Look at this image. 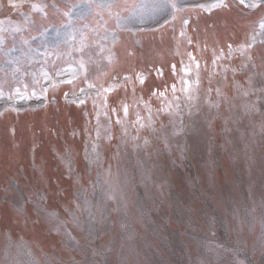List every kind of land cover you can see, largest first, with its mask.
Here are the masks:
<instances>
[{
	"label": "rangeland",
	"instance_id": "rangeland-1",
	"mask_svg": "<svg viewBox=\"0 0 264 264\" xmlns=\"http://www.w3.org/2000/svg\"><path fill=\"white\" fill-rule=\"evenodd\" d=\"M11 1L14 2L2 0L6 5L4 14L10 12ZM100 1L102 9L106 5L115 4L114 0ZM187 1L201 0L150 1L141 4L138 11H133L127 22L114 23V27L122 31H128L130 25L155 28L168 18L172 21L174 13ZM96 2H69V5L74 3V6L66 8L67 22L61 25L64 17L59 15L48 20L40 19L30 23V30L33 32L36 28L35 33L17 34L18 30L13 27L15 24H0V110L25 106L33 108L38 102L45 106L47 94L44 85L52 84L51 88L54 89L48 97L50 103L60 99L59 94L63 96L65 92H79L81 86L68 89L57 85V79L73 78L76 75V67L70 66L66 58L81 63L87 72L84 79L92 78L96 88H103L101 84L106 85L108 77L115 80L119 75L122 76L126 67L123 70L117 67L108 75V66L104 65L114 57L110 60L111 53L107 47L97 42L101 52L95 51L96 43L91 45L90 40H85L83 36L84 29L98 27L93 17L98 10L95 9ZM221 3L218 5L224 6ZM210 9V15L214 16L213 23L206 13L195 18L194 34L198 36L196 40L200 41L197 44L190 43L189 31L180 28L177 21L176 25L173 23L176 29L174 26L170 29L175 39L167 44L173 51L169 56L164 57L168 51H161L162 41L156 36L146 40L145 47L149 51L156 46L151 54L162 52V57L149 59L142 56L141 61L129 58L139 69L146 66L148 72L167 68L166 76L156 78L152 74L149 82L156 85L157 90L168 85L173 92L179 89L183 93L180 101L176 98L177 101L170 103L162 100L167 98L164 91L162 95L154 92L153 104L162 100L157 106L160 110H157L154 119L149 115L145 118L144 111L151 102L143 100L146 96L138 88L129 91L123 89L124 95L116 97L115 103L123 106L126 117H132L122 122H119L113 107L104 114V108L99 110L93 119L92 105L95 98L89 99V95L80 97L75 102L81 103L78 106L51 105L49 109L37 113H10L3 117L4 120L0 121V182L4 187L0 186V203L4 201L7 204H0V227L8 225L12 230L29 232L26 234L28 237H38L40 243L47 242L50 247H55L47 252H57L59 257L63 255L69 264L98 263L93 260L95 250L91 252L82 248L75 238L69 236L66 225L56 218L60 212L88 239H103L116 264H175L179 260L185 264H241L239 257L229 254L231 234L238 237L237 245L246 255L251 256L250 253L258 250L264 253V218H259L261 210H264V49L257 59L256 75L251 76L253 70L249 66L239 78L247 90L241 88V94L233 96L231 81L223 71L222 64L217 69L219 76L213 79L210 69L215 63L219 64V44H239L249 28L246 29L247 25L238 26V30L236 28L243 24L239 20L243 14L239 5L227 4L219 11L217 5H210ZM126 16L116 14V18L120 19ZM262 16L263 19L256 27L251 28L252 23L248 24L254 29V34H249L248 40L255 37L256 42L264 44V14ZM14 17L21 18L18 15ZM226 22L224 29L222 25ZM49 23L51 27H47ZM107 24L108 28H112L111 23ZM57 25H61L60 28ZM225 30H230L228 39L223 35ZM24 31L26 29H21V32ZM243 34L245 36L242 37ZM117 38L116 33L106 30L100 40L110 46ZM226 53L228 57L232 55V52ZM174 66L179 67V72L172 71ZM203 66L208 67V81L202 82L198 76ZM185 70H188L187 74ZM103 72L106 77L101 75ZM181 72L184 73L183 82L178 78ZM194 74L198 81H191L190 84L188 77ZM105 96L95 100L110 101L113 95ZM178 104L191 108L192 121L189 120L187 125V143L192 150L193 162L200 169L197 173L200 171L202 174L200 186L183 158L181 147L184 142L183 128L186 126L182 127L176 115ZM75 107H84L86 111L92 108L91 120L86 121V115H81ZM116 107L117 111L121 109L120 106ZM257 113L259 116H256ZM156 120L159 126L154 125ZM56 121H59V125ZM108 121H117L118 126L130 123L131 128L124 127L128 137L123 134V140L120 137L116 139L121 142V150L117 146L115 150L118 151L112 148L108 150L105 162L107 169H104L100 147L106 149L105 143L110 138ZM92 122L95 124H90ZM83 125L88 127L87 131L83 139L78 140L76 128ZM72 129L71 135L75 139L72 142L75 146L72 157L76 172L79 173L78 179L84 187L74 180L70 182L61 170L64 155L59 138L65 135L68 137ZM86 143L91 148L89 168L85 167L78 149V146L86 147ZM234 157L246 161L245 168H236ZM227 158L232 159V163L229 164ZM68 160L73 166L70 157ZM21 166H25V173H20ZM75 185L82 190L85 198L82 203L73 195ZM36 189L44 197H35ZM137 197H145L147 202L144 203L141 198L137 200ZM247 197L249 203L244 200ZM242 203L249 217L229 224L230 215L238 217L233 212H240ZM208 206H212L215 213ZM260 207L261 210H258ZM254 210L258 216L255 224L251 217ZM217 211L225 216V229L220 227L217 217L214 218ZM67 213L69 216H66ZM10 215L13 217L9 218ZM180 223L187 227L182 237L178 233ZM235 229L240 234L234 233ZM188 230L195 233L199 240H193L191 234L190 237L186 235ZM6 232L10 233L9 230ZM6 232L0 233V264H67L47 257L29 259L25 253V250H29L26 246L28 240H18L17 237L16 246L12 250V246H8ZM190 244H194V247L196 245L199 253L204 249L206 257L203 259L189 249ZM214 250L227 252L216 255ZM70 251L77 253L80 261L72 262ZM239 255L241 257L240 252Z\"/></svg>",
	"mask_w": 264,
	"mask_h": 264
},
{
	"label": "snow or ice",
	"instance_id": "snow-or-ice-1",
	"mask_svg": "<svg viewBox=\"0 0 264 264\" xmlns=\"http://www.w3.org/2000/svg\"><path fill=\"white\" fill-rule=\"evenodd\" d=\"M199 67V64H197V68ZM186 71V74L188 72V70H185ZM185 84H187V81H185ZM174 87V86H173Z\"/></svg>",
	"mask_w": 264,
	"mask_h": 264
}]
</instances>
